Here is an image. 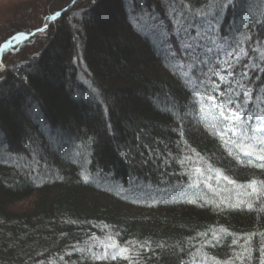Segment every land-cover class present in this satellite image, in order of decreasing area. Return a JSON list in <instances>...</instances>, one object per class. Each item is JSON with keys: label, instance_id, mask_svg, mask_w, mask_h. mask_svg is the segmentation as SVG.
<instances>
[{"label": "trees", "instance_id": "16d2710c", "mask_svg": "<svg viewBox=\"0 0 264 264\" xmlns=\"http://www.w3.org/2000/svg\"><path fill=\"white\" fill-rule=\"evenodd\" d=\"M205 8L206 0H26L0 8V49L13 36L28 37L0 53V264H129L76 250L96 244L100 252L108 237L135 246L136 264L205 256L208 264H241L235 257L248 239L246 264H260L264 196L243 195L251 189L240 186L264 182L262 162L248 164L215 134L221 123L201 112L198 94L208 76L183 44H195V29L177 31V20L208 26L193 15ZM261 12L264 0H235L213 29L230 42L242 33L261 37L242 45L249 65L264 52L252 23L253 14L264 20ZM169 51L194 63L191 84L173 71ZM244 70L237 65L236 77ZM251 80L264 98V73ZM173 103V112L163 110ZM216 170L235 183L217 181ZM141 189L187 194L163 201L125 195ZM238 198L240 208L205 203ZM220 229V242L202 247Z\"/></svg>", "mask_w": 264, "mask_h": 264}, {"label": "snow or ice", "instance_id": "6c2138e0", "mask_svg": "<svg viewBox=\"0 0 264 264\" xmlns=\"http://www.w3.org/2000/svg\"><path fill=\"white\" fill-rule=\"evenodd\" d=\"M235 0H206V8L200 12L193 13L198 19L205 21L208 25L207 29H203L201 25L200 28H196L195 21L187 24V26H183L181 24V20H177V31L182 30L186 35L191 36L189 29H195V36L199 37L203 30V33L207 36L208 40L212 45L215 46L217 50H219L225 59L223 60V64H220V70L216 71L212 70L213 75L216 76L220 83H212L211 88L206 90L204 93H198L202 95L203 99L207 101H211L212 103L209 105V109L218 110V116L214 115V120L219 123H223L224 127L222 131H217L215 134L219 135L221 139L224 140V144L226 147L232 146L239 151L244 157H247V163L252 164L253 161H260L262 163L257 164L256 166L259 168H264V100L260 99V96L256 94L255 90L248 85L251 84V75H255L257 72L264 73V52L260 53V62L257 63L255 60L252 61V65H249L247 61L244 60V57L249 55L248 50L245 49L242 45L249 42L259 43L261 37L255 35L241 34L240 39L232 38L230 42V38L227 35H217L214 33L213 29L217 24H219L221 17L223 16L225 9L230 8L234 4ZM149 19H155L150 14H147ZM261 15H264V12H261ZM60 17V12H56L55 14L48 17L49 21L55 22L57 18ZM142 17L137 18V23L140 22ZM252 23L254 26L258 27V30L261 33V36H264V20L257 19L255 14H253ZM39 31L44 32L45 29L41 28ZM251 32V28L249 29ZM195 38V37H193ZM19 36H13L12 40H19ZM26 39V37H25ZM219 41V42H218ZM11 45V41L4 45L5 48ZM170 49V45L168 46ZM200 44H192L187 41L184 44L185 49H192L193 53L196 49L200 48ZM213 49L211 47H206L205 52L211 53ZM251 51L255 52L257 49L255 47L251 48ZM169 57L171 58L173 64V71H180L182 77L185 78V84H191L192 79L189 76V72L192 71L194 67V63L189 62L187 65L180 62V58L177 57V53L175 51H169ZM195 60H199V57L196 56ZM200 63L207 64V60L200 61ZM240 65L244 71H241L239 74V78L236 77V66ZM185 67H187V71H185ZM200 84H204V81H200ZM227 83L226 91L227 99L217 101L216 94L221 91L220 84ZM198 87V85H196ZM93 93L96 94V99L100 100V94L97 92L95 88L92 89ZM260 92L264 93V87L260 88ZM256 99L259 107L257 112L252 111L253 99ZM101 103L103 101H100ZM176 105L173 103L170 107H165L163 110L166 112H173V109ZM205 108L202 104L201 112H204ZM213 129L216 128V124L213 123L211 125ZM80 153H77L79 155ZM229 155H232V152H229ZM209 172L212 169H208ZM195 173L199 176L201 175V169L196 168ZM82 180L85 183L90 182L89 175L83 174L81 175ZM207 179H211V177H207ZM216 179L224 180L228 184L235 183L233 180L229 179L227 176H223L219 170H216ZM258 182L255 179H252L246 185H241V188L251 189V192H244L243 195L247 196H257V198H261L264 196V182L257 186ZM241 193H238L239 197ZM203 199V198H201ZM188 203H195L193 200H189ZM205 203H214V206L217 209H220L221 205L224 204L229 208H240L241 205L245 203V201L240 200L239 198L236 200L235 204H228L225 200H220L219 202H214L213 200H205ZM247 207L251 209L253 205L248 203ZM225 230L220 229L219 232L213 231L211 234V240H205V245L211 243H219L222 239ZM207 237V233L202 234ZM264 237V233L261 234ZM95 240V237H92ZM233 245H237L238 241L236 239L232 240ZM251 241L248 239L244 240V244L240 245L241 251L235 257L236 260L241 261V264H246V260L250 255L249 247ZM261 247L259 251L262 255H264V239L261 240ZM97 247L96 244H91L85 249H76L77 251L88 252L91 254V258L93 260H117L123 259L127 260L129 264H136V260L132 257L131 251L135 249V246L129 244L128 247H122L116 243V241L112 237H108L107 241L101 243L99 247L102 249L100 252L94 251ZM149 247V242L145 241L140 249ZM159 247L163 248L164 245H159ZM111 250V252L109 251ZM199 252L200 250L197 249ZM191 264H208V258L205 256L201 260H197L196 257H193ZM212 264H216L215 261ZM260 264H264V259L260 260Z\"/></svg>", "mask_w": 264, "mask_h": 264}, {"label": "rangeland", "instance_id": "374dc122", "mask_svg": "<svg viewBox=\"0 0 264 264\" xmlns=\"http://www.w3.org/2000/svg\"><path fill=\"white\" fill-rule=\"evenodd\" d=\"M26 0H0V8L7 7V5L11 6V5H20L23 2H25ZM51 22V21H50ZM208 26H203V29H207ZM45 29V27H44ZM214 33H216L214 31ZM25 37H20L19 41L25 40ZM195 44H200L202 45V48H198L196 49L195 53V57L198 56L199 57V61H203V60H207L208 63L204 64L201 63L202 67L204 68V75L205 77L208 76V82H204V84H202V90H201V94L204 93L206 90L211 88L212 83H220L218 78L216 76L213 75L212 70L215 69L216 71L220 70L219 65L223 64V60L225 59V57L223 56V54L217 50L215 48L214 45H212L210 43V41L208 40L207 36L203 33V30L201 32V35L199 37H195ZM188 43H192V39L188 38L187 40L183 41V44H185V42ZM219 42V41H218ZM194 44V45H195ZM206 47H211L213 49V51L211 53H206L205 52V48ZM200 49V50H199ZM1 50V49H0ZM187 50H192V49H187ZM193 51V50H192ZM222 88H224V90L227 89V83L224 84H220V89L221 91H219L216 94V99L217 101L220 100H224L227 99V94L226 91H223ZM206 103V105H204L205 107V113H207L208 117L210 119H214V115L218 116V110L216 109H209V105L212 103L211 101H207L206 99H203ZM261 100H264V98H261ZM258 107L259 104L257 101L253 102L252 105V111L253 112H257L258 111ZM216 121V120H215ZM224 124L221 123V131L223 130ZM126 196L129 199H133V200H139V201H154V200H160L163 201V199L167 200V198H171V197H184L185 194H187L186 192H182L181 190H178L177 192H172V191H155V190H151V189H141V190H128L125 192Z\"/></svg>", "mask_w": 264, "mask_h": 264}, {"label": "water", "instance_id": "95a60500", "mask_svg": "<svg viewBox=\"0 0 264 264\" xmlns=\"http://www.w3.org/2000/svg\"><path fill=\"white\" fill-rule=\"evenodd\" d=\"M28 37H26V39H27ZM25 39V38H24ZM25 39V40H26ZM22 41H24V40H22ZM22 41H19V40H15L13 43H11V45L9 46V47H7V48H5L4 46L1 48V50H0V53L1 52H3L4 50H6V49H9V48H11V47H13V46H15V45H17V44H19V43H21Z\"/></svg>", "mask_w": 264, "mask_h": 264}]
</instances>
